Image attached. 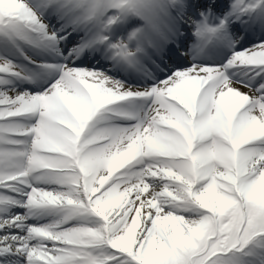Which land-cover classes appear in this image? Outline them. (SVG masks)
<instances>
[{"label":"snow or ice","instance_id":"obj_1","mask_svg":"<svg viewBox=\"0 0 264 264\" xmlns=\"http://www.w3.org/2000/svg\"><path fill=\"white\" fill-rule=\"evenodd\" d=\"M0 264H264V0H0Z\"/></svg>","mask_w":264,"mask_h":264}]
</instances>
